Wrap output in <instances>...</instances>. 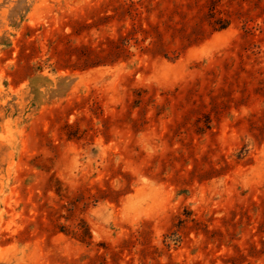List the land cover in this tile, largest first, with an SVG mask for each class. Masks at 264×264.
Wrapping results in <instances>:
<instances>
[{
	"label": "rangeland",
	"instance_id": "1",
	"mask_svg": "<svg viewBox=\"0 0 264 264\" xmlns=\"http://www.w3.org/2000/svg\"><path fill=\"white\" fill-rule=\"evenodd\" d=\"M0 264H264V0H0Z\"/></svg>",
	"mask_w": 264,
	"mask_h": 264
}]
</instances>
